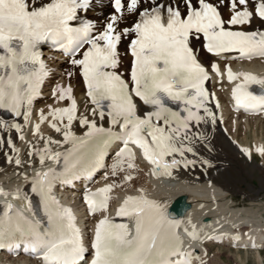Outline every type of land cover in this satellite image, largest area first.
Instances as JSON below:
<instances>
[{
  "label": "snow or ice",
  "instance_id": "obj_1",
  "mask_svg": "<svg viewBox=\"0 0 264 264\" xmlns=\"http://www.w3.org/2000/svg\"><path fill=\"white\" fill-rule=\"evenodd\" d=\"M91 3L0 0V110L29 121L33 102L49 76L42 44L66 53L72 66L66 73L68 83H55L51 88L54 101H65L67 106L48 105L47 115L40 111L34 134L43 146L32 144L27 155L38 156L41 166L47 160L59 164L63 156L60 175H76L103 166L107 149L119 142L111 166L113 175L124 171L125 164L127 169L135 167L133 146L154 166V175L162 171L171 176L181 165H194L195 160L187 154L195 156V144L204 139L197 129L216 122L209 107L213 94L206 86L211 79L209 71L222 74L218 63L205 65L193 41H202V49L216 57L231 52L242 58L264 56V31L243 27L254 18L264 21V0H110L112 11L100 25L80 15ZM129 18L130 24L126 23ZM226 71L229 82L241 76L245 82L232 89L237 109L264 108V95L247 89L248 83L264 84V79L234 74L231 66ZM74 75L82 79L90 105L82 114L71 83ZM45 121L62 140L41 134ZM104 122L109 127H104ZM74 123L86 129L82 137L73 131ZM11 129L24 138L20 123L0 118V131ZM0 141L17 152L15 164L21 166L11 136L6 140L0 137ZM67 143L73 145L67 153L52 147ZM86 146L90 148L87 153ZM241 151L251 158L249 149ZM255 151L264 156V147ZM56 178V169L50 168L37 172L32 180V191L41 198L48 220L45 231L41 233L39 222L33 224L7 204L0 219V247L24 242L26 249L42 254V264H191L193 252L181 250L183 242L175 232L180 222L169 217L165 204L143 194L127 196L116 209L117 217L135 219L131 239L126 225L105 215L95 224L94 236L86 246L71 209L61 207L50 196ZM132 179L131 174L124 176L125 181ZM113 187L109 184L85 191L83 199L90 214L108 212ZM13 212L15 215H10ZM189 235L197 238L195 225Z\"/></svg>",
  "mask_w": 264,
  "mask_h": 264
},
{
  "label": "bare ground",
  "instance_id": "obj_2",
  "mask_svg": "<svg viewBox=\"0 0 264 264\" xmlns=\"http://www.w3.org/2000/svg\"><path fill=\"white\" fill-rule=\"evenodd\" d=\"M111 11V8L105 4L101 5L100 9L93 7L88 12V15L92 19L100 21L102 18L108 16ZM244 28L250 31H264V23L254 18L251 24ZM193 44L198 48L201 57H206L200 50L199 41H193ZM124 48L125 45L122 44V54ZM126 61L130 62L129 56L126 57ZM226 65L232 66L237 74L249 73L260 79H264V58L245 62H228ZM48 66L51 70V75L45 82L41 97L36 98L33 102L32 115L29 121L25 123L23 117L6 119L9 123L18 122L23 126L22 134L24 138L20 139L21 133H17L15 129L0 131V137H3L4 140L11 136L16 149H18V157L22 161V165L17 166L15 164L17 152L12 151L5 143L0 141V192L10 194V198L13 200H16V194H19L22 184L31 182L37 172L46 171L56 165L55 161L47 160L41 166L38 156L27 155L32 144H35L38 148H42L43 146V142L34 134L35 125L39 123L40 111L43 110L45 115H47L48 105H52L53 107L67 106V102L65 101L59 103L54 101L51 96V88L55 83H68L66 73L72 70V66L69 63L54 59L49 60ZM239 79L243 80V77L241 76ZM71 83L74 87V95L80 113L82 114L85 108L90 105L84 95L79 76L74 75ZM223 84V78H216L214 83H210L213 95L209 107L216 116V122L212 124L209 121L206 124H201L199 129H197L204 139L195 144V156L187 154L189 159L195 160L194 165H189L187 168L181 165L172 170L171 176L163 174L162 171L161 174L154 175V166L149 162L147 163L143 159L142 154L140 155V152L133 148V151L136 153L135 167L127 169V165L125 164L124 171H117L113 175L111 166L116 159L115 152L118 149L113 148V146L110 147L111 153L108 158L109 162L106 172L96 178L92 186L100 187L111 184L114 187L111 193H109L111 199L109 200L108 212H100L94 217L84 218L83 216V210L80 208L81 205H79L83 192L81 189L74 191L66 189V192L59 182L52 184L50 192L52 196L60 195L64 201L72 202L71 204L78 208L80 213L78 222L83 230L87 231L85 242L90 243L91 241L89 233L92 231L90 229L93 228L94 223L105 215L109 217L115 215L116 209L127 196L143 194L149 200L168 206L173 199L184 195L191 204V207L183 213L177 235L183 242L182 251L191 250L193 252L192 259L194 261L197 259V264H199L203 256L206 257L207 255L204 243L209 241V237L214 235H219L222 238L221 243L225 245L250 247L252 244L254 248L264 247V217L262 213H253L250 210L251 208L236 207L232 199V194L237 189L231 185L234 182L233 173L228 172L227 176L223 174L219 176L221 167H224L227 163L237 162L242 167L248 166V164L244 165V162L239 159V157L249 158L248 155L240 151L242 148L249 149L252 156V152L256 153L255 149L257 147H264V137L259 135L261 132H264V120L259 117L233 114L230 111L228 103L227 89L229 86L223 88ZM218 85L221 86L220 90L216 89ZM217 101L219 102V107L216 106ZM50 119L51 117H49ZM104 127H109L107 122H104ZM40 131L44 137L52 136L53 139H63L60 134L55 133L49 127L47 121L41 124ZM73 131L77 137H82L86 129L80 128L78 124L74 123ZM248 133H252L254 136L251 141H246ZM239 135H243V137L239 138ZM52 147L62 153L67 148L73 147V145L67 143L60 147L56 145H52ZM9 157H11L12 162H9ZM262 157L264 159V156ZM251 162L252 164L250 165L253 168L257 169V167H261V162L258 164L254 160ZM239 171L235 170V172ZM221 172L223 173V171ZM128 174H131L133 179L125 181L124 176ZM141 189L143 193H141ZM63 191L66 193L63 194ZM252 205L264 208V200L257 199L251 203ZM133 224H135V219L130 218L127 228L130 229ZM193 225H195L197 238H192L189 235L193 231ZM131 236L132 233L129 238ZM236 237L239 239H236ZM256 255L261 260L260 252H256ZM34 263L24 257L12 258L8 255L0 254V264Z\"/></svg>",
  "mask_w": 264,
  "mask_h": 264
},
{
  "label": "rangeland",
  "instance_id": "obj_3",
  "mask_svg": "<svg viewBox=\"0 0 264 264\" xmlns=\"http://www.w3.org/2000/svg\"><path fill=\"white\" fill-rule=\"evenodd\" d=\"M259 135L264 137V132ZM243 135H239L242 138ZM254 137L252 133L246 135V141H251ZM198 151V150H197ZM243 164L248 166H241L237 162L227 163L224 167H221L220 174L228 175V172L233 173L234 182L231 184L236 187L233 192V204L236 207L251 208L253 213H262L264 217V208L257 207L251 203L257 199L264 200V159L261 155H254L253 159L255 163H262L261 167L253 168L252 162L246 161L245 158L239 157ZM260 166V165H259ZM236 167V168H235ZM263 167V168H262ZM243 168V169H242ZM262 168V169H261ZM226 169V170H225ZM246 169V170H245ZM235 170L239 172H235ZM207 255L203 257L200 264H264V248H260L258 251L261 254V260L256 255V250L249 249H233L230 246L216 245L207 243L205 244ZM260 260V261H259ZM259 261V262H258Z\"/></svg>",
  "mask_w": 264,
  "mask_h": 264
},
{
  "label": "water",
  "instance_id": "obj_4",
  "mask_svg": "<svg viewBox=\"0 0 264 264\" xmlns=\"http://www.w3.org/2000/svg\"><path fill=\"white\" fill-rule=\"evenodd\" d=\"M185 206H186V207H188V204H187V203H185Z\"/></svg>",
  "mask_w": 264,
  "mask_h": 264
}]
</instances>
